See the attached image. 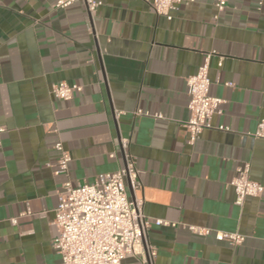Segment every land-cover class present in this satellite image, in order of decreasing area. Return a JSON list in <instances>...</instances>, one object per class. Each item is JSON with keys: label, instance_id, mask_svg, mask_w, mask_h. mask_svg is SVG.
I'll use <instances>...</instances> for the list:
<instances>
[{"label": "crops", "instance_id": "obj_1", "mask_svg": "<svg viewBox=\"0 0 264 264\" xmlns=\"http://www.w3.org/2000/svg\"><path fill=\"white\" fill-rule=\"evenodd\" d=\"M54 1L0 0V264H61L52 243L62 185L121 168L122 139L139 171L127 196L142 200L153 264H264V192L238 206L229 186L248 163L264 188V139L251 136L264 118V4L228 0L217 12L215 0H184L167 19L152 0H100L90 18L81 3ZM210 52L209 95L223 101L212 125L228 130L190 144L186 78ZM59 82L82 91L56 99ZM58 142L67 176L55 173ZM215 232L244 241L217 242ZM126 263L147 264L141 253Z\"/></svg>", "mask_w": 264, "mask_h": 264}, {"label": "built area", "instance_id": "obj_2", "mask_svg": "<svg viewBox=\"0 0 264 264\" xmlns=\"http://www.w3.org/2000/svg\"><path fill=\"white\" fill-rule=\"evenodd\" d=\"M184 0H152L151 8L158 16L171 19L170 12ZM228 0H215L217 12L223 11ZM258 9L264 0H254ZM75 3L85 6L90 18L101 6L100 0H55V9H65ZM215 52L205 54L203 63L196 73L186 78L187 110L189 118L182 123L192 144L205 130L217 128L227 131L225 126L214 127L213 116L218 113L222 100L209 95V61ZM82 87L59 82L50 88L51 95L59 100L69 101ZM141 112H137L140 114ZM160 118L161 116H155ZM5 129L0 126V135ZM251 136L264 139V118L260 119ZM128 140L120 141L124 153V164L113 173L101 174L91 183L72 186L69 181L62 185L58 194V204L54 210L53 223L58 237L52 246L60 257L61 264H127L130 256L139 253L145 256L147 264H153L155 250L146 239L150 221L142 212V200H130L126 191V180L133 188L138 187L139 171L127 153ZM1 146V141H0ZM59 153L55 165L56 174L68 175L70 154L60 142L54 145ZM250 165L243 163L236 168L229 186L235 194V204L241 206L246 198H259L264 192L261 184L250 179ZM15 223V220H13ZM156 226L176 227L174 222L154 220ZM198 236L208 235L210 230L197 226H183ZM217 242L231 246L240 245L244 237L238 233L215 232Z\"/></svg>", "mask_w": 264, "mask_h": 264}]
</instances>
